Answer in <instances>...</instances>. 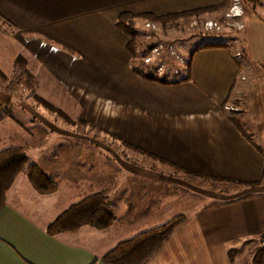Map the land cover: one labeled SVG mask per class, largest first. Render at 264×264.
I'll use <instances>...</instances> for the list:
<instances>
[{
	"label": "crops",
	"instance_id": "0c3cea01",
	"mask_svg": "<svg viewBox=\"0 0 264 264\" xmlns=\"http://www.w3.org/2000/svg\"><path fill=\"white\" fill-rule=\"evenodd\" d=\"M140 1L129 2L134 9ZM127 3L128 0H0V24L8 27L0 38L11 45L6 47V56L0 53V61H9L10 70L5 74L0 67V72L4 76L10 74L17 56L28 61L29 54L31 59L42 60L41 55L32 54L34 49L40 50L43 42L64 49L76 44L81 30H85L84 35L89 34L86 31L95 27L96 20L103 21L101 28L113 30L111 20L106 24L102 14L107 13L108 17L117 11L132 12V8L124 10ZM247 29L244 51L240 50L242 64L231 49L199 50L192 56L190 80L186 83L160 86L134 74L126 75L129 79L125 77L123 90L118 92V106L129 118L122 116V137L118 135V139L185 170L210 177L215 180L213 183L260 182L247 189L255 195L251 201L205 211L188 193L165 191L160 185L172 182L164 181L162 173L180 172L150 160L149 169L137 168L141 174L150 173L152 183L136 186L134 220L117 223L114 216L112 226L103 231L85 226L76 233L50 235L46 232L48 225L82 198L74 181L77 176L69 170L70 175H61V183H55V193L41 195L25 174H20L0 210V264H102L100 259L118 243L145 232H129L135 226L143 221L164 224L180 215L186 216V221L146 264H228V244L264 231V157L242 137L231 121L233 116L227 112L231 105L240 108L234 116L246 126V118L239 116L248 106V96L254 88L248 83L249 78L258 73L252 64L264 62V18H259L257 24L251 22ZM120 41L125 47L127 39ZM106 42L116 43L108 38ZM262 70L264 75V66ZM16 128L11 119L0 118V151L19 147L13 143ZM246 132L249 134L247 129ZM155 181L158 184L153 185ZM130 189L124 190V194L129 196ZM152 228L155 226L149 229ZM209 229L214 230V237H219L218 241H209L210 245L201 238L202 232Z\"/></svg>",
	"mask_w": 264,
	"mask_h": 264
},
{
	"label": "rangeland",
	"instance_id": "374dc122",
	"mask_svg": "<svg viewBox=\"0 0 264 264\" xmlns=\"http://www.w3.org/2000/svg\"><path fill=\"white\" fill-rule=\"evenodd\" d=\"M129 1L131 0H128V6L124 10L132 8L129 13L138 17L144 14L165 17L221 5V0H141L133 9L131 5L134 4ZM119 14L121 13L117 11L108 17L107 13L102 15L105 16L106 24L109 19L111 25H114L115 17ZM259 18H264L263 8L244 9L240 0H229L225 8L171 25H154V28H148V23L143 20L137 19L135 22L140 34L139 44L144 49L152 46L148 55L151 61L148 64L144 61V64L154 66L157 76L164 74L172 79L179 77V73L185 69L190 53L206 43L227 44L242 64L240 50L244 51L247 28L251 22L257 24ZM102 23L103 21L96 20L95 27L86 31L89 34L84 35L85 30H81L76 44L65 46V49L43 42L39 46L40 50L34 49L32 54V57L41 55L42 60L31 59L26 54L27 68L34 77L33 92L24 84L16 85L17 69L5 75V79L0 78V118L7 117L16 124L18 133L13 143L22 147L28 162L38 165L52 182L61 183V175H70L68 171L72 170L73 175L77 176L74 181L78 186L79 197L105 191L118 223L134 220V210L137 208L134 203L136 186H148L152 183L151 174H141L137 168L143 166L149 169L151 161L124 148L120 143L122 140L113 137L122 135L119 129L122 116L124 119L129 118V114H123L118 106L121 96L118 92L123 90L126 75L133 74L132 67L143 68V63L140 58L131 61L125 47L120 43V39L126 40L125 37L115 32L113 27V30L101 28ZM7 28L0 24V34ZM148 32H154L155 36L147 35ZM107 38L116 43L109 45ZM8 46L11 47L5 39L0 38V49L4 50L0 51L2 55L9 53L6 48ZM154 49L158 51L155 53ZM124 53L127 58L123 59ZM259 63L252 64L258 73L255 78H249L251 82L248 83L253 84L254 88L250 89L248 106L239 118H246V126L242 124L244 129H247L255 145L262 149L264 75L261 71L264 62ZM7 66L10 67L9 61L3 60L0 64L5 74L8 73ZM160 66H163V70L159 72ZM33 96L54 105L75 123L67 124L45 111L35 102ZM5 98L7 103H4ZM235 107L231 105L228 108L227 112L231 117H235L234 114L240 109ZM77 120L84 123L76 122ZM162 174L164 181L172 182L160 185L165 191L188 193L199 201L200 208L208 212H212L217 206L244 204L255 197L254 193L248 192L249 187L246 184L213 183L207 179L171 171ZM156 184V181L153 182V185ZM129 188L130 195L127 196L124 193ZM236 198L238 201L234 200ZM161 223L163 224L161 221H143L129 232L133 229L146 231L150 227L162 225ZM208 231L202 232L204 244L210 245L209 241H214V238L219 240L218 235L214 237V230ZM258 236L237 238L228 244L227 250H236L235 264H250L252 252L264 246ZM197 242L199 243V239ZM206 248L210 250L209 247Z\"/></svg>",
	"mask_w": 264,
	"mask_h": 264
},
{
	"label": "trees",
	"instance_id": "16d2710c",
	"mask_svg": "<svg viewBox=\"0 0 264 264\" xmlns=\"http://www.w3.org/2000/svg\"><path fill=\"white\" fill-rule=\"evenodd\" d=\"M240 1L244 9H264V0ZM228 4L229 0H221V5L214 8L196 10L165 17H157L152 14H144L138 17L131 13H123L119 15L115 21L114 29L127 39L125 50L130 60L134 61L135 59L140 58L141 62L143 63V68L132 67L131 72L143 81L154 83L160 86L179 85L188 82L190 80L192 56L196 51L210 49H230L229 46L224 43L203 44L201 47L193 50L190 53L189 58L185 63V69L179 73V77L168 79L164 74L159 77L154 73V66L144 64V59L148 57L152 46L144 49L143 46H141L142 44H139L140 34L137 30L138 28L135 21L140 19L148 24L166 26L175 24L181 20L199 17L203 13L213 12L217 9L225 8ZM149 34L155 36L154 32H148L147 35ZM13 67L14 69L18 70L16 85L24 84L29 90L33 92L34 89L32 87V83L34 82V77L27 69L26 60L22 56H17L14 60ZM0 78L5 79V76L1 72ZM33 99L45 111L61 118L65 123L71 125L75 123L64 112L44 99L38 96H33ZM4 103H7V98H5ZM231 121L240 132L242 137L264 157V151L255 145L251 136L247 134L240 120L232 117ZM76 122L84 123L79 120ZM113 137L118 139L116 136ZM120 143L124 148L138 155H142L147 159L168 166L176 172L183 173L189 177L202 178L215 182V180H211L210 177L185 170L173 164L172 162L159 158L154 154L148 153L125 141H120ZM20 174H25L33 189L41 195L53 194L58 190L57 185L47 178L45 173L38 165L28 162L25 150L22 147H13L2 150L0 151V210L4 207L6 196L14 184L16 178ZM259 183L260 182H254L246 184V186L254 187L258 186ZM185 221L186 216L180 215L174 217L163 225L149 229L128 240L122 241L118 243L111 251L106 253L100 259V262L102 264H146L160 250L162 245L171 237L173 231ZM113 222L114 215L108 202V196L105 191H100L89 195L71 205L68 209L56 217V219L51 224L48 225L46 232L50 235L76 233L85 226L103 231L110 228ZM258 237L261 243H264V231H262ZM235 257V249H230L227 251L226 258L228 264H235ZM250 264H264V246H260L252 252Z\"/></svg>",
	"mask_w": 264,
	"mask_h": 264
},
{
	"label": "built area",
	"instance_id": "2783aa9c",
	"mask_svg": "<svg viewBox=\"0 0 264 264\" xmlns=\"http://www.w3.org/2000/svg\"><path fill=\"white\" fill-rule=\"evenodd\" d=\"M238 15H235V17H237ZM146 27H152V28H154V25H152V26H150V24H146ZM153 51V50H152ZM154 51H155V53L158 51V49H154ZM153 51V52H154ZM144 61H145V63H150V61H151V58L150 57H147V58H145L144 59ZM163 66H160L159 68H158V71L160 72V71H162L163 70V68H162Z\"/></svg>",
	"mask_w": 264,
	"mask_h": 264
}]
</instances>
